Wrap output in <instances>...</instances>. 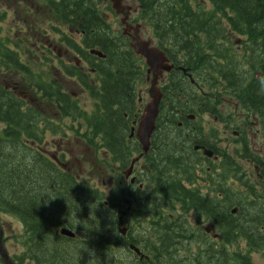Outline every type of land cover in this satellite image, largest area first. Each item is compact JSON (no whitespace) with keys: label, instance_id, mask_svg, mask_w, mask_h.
<instances>
[{"label":"trees","instance_id":"16d2710c","mask_svg":"<svg viewBox=\"0 0 264 264\" xmlns=\"http://www.w3.org/2000/svg\"><path fill=\"white\" fill-rule=\"evenodd\" d=\"M210 1L212 9H207L200 0H195L194 7L189 0H139L143 7L142 14L149 16L158 35L160 48L175 67L186 70V74L178 69L173 70L163 83L164 99L151 150L145 156L149 168L142 170L148 177L144 189L125 185L121 173L130 165L132 157L141 151L138 141L130 138V131L143 105L139 95L140 84L145 81L143 62L128 47V39L113 30L97 13L92 0L47 2L63 22L81 28L80 34L76 33L67 41L72 44V52L87 60L90 67L96 70L98 90L90 89L88 75L79 72L74 64L68 71L71 79L90 89L96 102V113H88L79 107V103L58 81L36 75L33 82L29 79L32 72H26L25 66L0 63V70L6 73L23 72V75H27L24 82L35 88L36 97L40 96L45 104H51L62 115H69L70 110L72 121L85 124L87 132L82 137L86 142L108 152L117 166L113 175L115 185L106 194L103 189L80 179L70 167L68 171L63 170L33 145L23 144L22 137L27 136L28 140L34 141L41 136L43 129L36 121L40 115L36 117V108H24L21 98L0 87V121L7 125L0 134V159L3 160H0V177L7 178L6 182L0 184V213H8L22 221L20 243L23 251L13 255L17 264H66L69 260L77 264L88 254L85 250L92 247L102 250V254L93 252L100 264H254L252 253H260L264 259L261 160L250 153L256 159V164H251L247 169L240 164L243 156L249 153V140L242 133V122L227 119L229 112L225 114L221 110L217 95L227 93L236 102L240 101L239 112H243V107H261L260 111L248 114L256 113L264 118V56L256 53H264V0ZM222 18L228 20L234 31L247 35L249 42L246 48L251 50V54L243 58L238 56L237 51L231 50L229 58L233 59L225 57V66L222 67L227 71L218 70L217 76H221L219 80L207 74L205 91L209 95L199 94L193 91L189 75L204 73L200 72L204 60L213 59L209 53L223 51L225 42L233 46V37H239L234 32L225 33ZM201 33L205 36L202 37ZM223 37L230 40L226 41ZM2 43L4 41L0 36V59H13L15 52L4 51ZM92 49L99 50L106 58L92 55L89 51ZM204 49L207 53L202 54ZM197 55L201 58H196ZM117 59L119 63L114 64L113 61ZM247 65L252 73L260 72L263 77L256 79L252 73L249 76V70L242 67ZM242 74H246L243 81ZM248 76L250 79H246ZM211 96L217 98L213 100ZM197 109L202 111L200 116L203 112L217 115L218 122L225 129L240 130L241 133L238 138L231 139L234 142L229 141L230 151L221 153L232 160L233 167L227 168L225 159L221 171L216 173L207 159L208 164L201 171L210 167L212 173L206 172L201 178L196 168L200 169L199 159H204L193 150L194 145L206 144L220 151L215 147L217 143L214 139L218 143L221 139L213 121L210 123L214 127L210 124L209 130L214 139L203 137ZM186 114H195L198 118L196 121L189 120ZM237 115L241 116L231 111L229 116ZM239 142L247 152L240 148ZM8 146L13 150H6ZM19 159L29 168L18 164ZM261 159L264 163V159ZM169 172L174 174L173 182L166 181ZM48 173L50 177L46 175ZM120 177L123 178L121 182L118 180ZM21 181L22 190L17 193L12 188L17 183L21 185ZM222 181L224 186L221 192L217 184ZM35 189L39 195L32 192ZM129 196L136 208L130 213L132 227L122 235L118 224L122 218L121 208L125 207V199ZM202 210L210 214H203ZM240 213L243 215L239 216ZM195 217L216 225L225 241L216 243L202 229L194 231L192 223ZM238 218L245 221L241 224H245L246 232L243 235L233 232L235 238L227 241L223 226L226 222L231 226L240 223ZM64 226L78 235L70 238L59 234V229ZM154 230L158 235L153 233ZM237 237L240 238L239 244ZM131 244L149 253L150 261H145L143 257L140 259V254L136 256ZM193 244L197 246L196 251L192 250ZM209 253H213L214 257L211 258Z\"/></svg>","mask_w":264,"mask_h":264},{"label":"rangeland","instance_id":"374dc122","mask_svg":"<svg viewBox=\"0 0 264 264\" xmlns=\"http://www.w3.org/2000/svg\"><path fill=\"white\" fill-rule=\"evenodd\" d=\"M4 4H5L4 5L5 8L8 11L7 17L5 20V24H6V26L10 27L11 30H6L7 28L6 29L2 28V33L7 38H9L11 42H14V43L15 42L16 43L17 42H28L29 43L27 46L23 47L22 51H21V49H17V50L21 54L22 59H25L27 61L29 68L31 69L32 76L29 78L31 81L34 82V77L38 74H42V69L45 67H48V66L47 65H44L45 67L37 66L38 65L37 58L34 55L37 52L34 50V47L31 44L32 42H34V40L31 36L26 37L25 35L20 36V34H19L18 38L22 39V41L21 40L16 41L17 38L15 36L6 34L7 31H14V30L19 31V32L21 31V32H23V34H25V29L19 28V25H21L20 23L31 24L33 31L36 29L42 30L45 34H48L47 36L50 37V55L54 56V58H58V60L55 59L54 63H50V66H52V67H50V75L49 76L44 75V77H47L49 79L59 78V76L53 74L52 69H53V66L56 67V69H57V67L61 68L58 65L61 62L67 63V64H69V66H72L76 62H79V59H80L79 56H77L70 49H69V56H67L65 54V52L67 50L63 46V41H62L63 37L71 36L73 34V29L70 26H68L66 23H64L48 7L47 3L44 0H32L30 3L26 4V10L31 11V13L23 11L24 7H25V2L21 5H15L14 3H9V1H6ZM96 7L98 8V10H96L97 13L99 15H101L103 17V19L106 18L107 20H109L111 22H115V26L113 27V30L120 31V32L122 31L121 24L118 22L119 19L118 18L116 20L114 19L115 16L109 10H107L105 3H96ZM133 8H134V10H137V6L135 4H133ZM133 16L135 17L136 21L141 22L140 24L142 25V37L144 39H151V40H153V42H156L157 40L153 36L151 29L147 26V24L145 22L138 19V11H135L133 13ZM227 32H235V31L233 30V28H231V29H228ZM240 35H242V34H240ZM223 39L226 40L225 37H223ZM37 41H38V39H36L35 42H37ZM248 42H249V40H244L241 37L235 36L231 42L233 44V46H230V44H229V45H225L223 47L224 48L223 51H218V52L211 51L209 54L212 56L213 59L207 58L208 61L204 62L205 63L204 67L200 70V72H204V73H202V74L199 73V76H198V74L190 75V78H191L190 79V85L193 87V91L197 93L198 89L204 85L205 80L208 77V76H206L207 74L212 75V78H215L218 80L221 79V76H217L218 70L224 69V72L227 71V69L222 68V67L225 66V64H224V62H225L224 58L225 57H226V59H233V58H229L232 55L231 50L237 51L238 56L240 57V55H241V57H243V58H245L246 54H248V55L251 54V50L250 49L247 50V48H246L248 45ZM235 44H237V45H235ZM195 49H197V48H195ZM205 53H207V52L204 49L202 54H205ZM256 53L262 54L261 56H264V53H262V52H256ZM248 57H250V56H248ZM85 72H86V75H88V77H89L88 80H89L90 85H91L90 89H93V90L97 89L98 90L97 75L93 72L92 68L90 66H88L87 68H85ZM248 73H249V76H251L250 71H248ZM0 74H4L2 76V79L5 81H8L9 84L11 85L10 88H13L15 80H11V77L9 76V74H5L3 71H1ZM254 75H256V79L263 77V75L260 72L255 73ZM249 76L246 79H250ZM263 84H264V80H263ZM66 86L68 87L69 95L74 100L79 102L81 108L86 110L88 113H96V111H97L96 102H95V99L91 96L89 88H88V90L87 89L82 90L79 86L75 85V83L71 80H69L68 83H66ZM146 88H148V86H145V87L143 86L139 90V93L142 96L141 101L144 102V104L149 100L147 92H146ZM27 102L29 103V101H27ZM35 105L38 106V110L36 112V117H38L41 114L43 116L42 118L40 116L39 120L46 118V117H50V119H48V118H46V119L50 120L53 124L59 122L60 117H61L60 116L61 114L59 113L60 111H58L51 104L50 105L45 104V102L40 99V96L35 99ZM197 112L201 113L202 111L197 109ZM234 113L238 114L237 112H234ZM241 115H243V114H241ZM259 117H260V115H259ZM70 119H71L70 120V122H71L73 118L71 117ZM196 119H194L193 121H196ZM257 119H258V117H255L253 119V121L256 120L253 127L248 124L245 126V129H247L249 132L247 134V138L249 140V143L251 145H255V147L258 148L259 151L261 153H263V156H264V150H262L261 147H259L260 140L258 139V137L256 135L259 132V129H261V128H259V126H257ZM63 120L66 121V119H63ZM36 121H38V120L36 119ZM72 122L75 124L73 129L78 130V133L75 131L69 130V135L66 136V138L64 140H61L58 136H55V134H52L49 131H47L46 136L48 134L52 135V141L54 142V143H51V146L48 145L47 148L44 145V147L47 150V155H50V152L55 153L57 151V147L55 144L61 145L63 143L62 145H68L67 150L70 151L71 155L68 158L67 162H69L68 164H69L71 170L74 171V173L76 175H78L80 177V179L86 181L89 185L97 186V187L103 189L106 194H109V189L111 187H114V185H115V180H114L113 175H114V169L116 170L115 164H113V162L111 161L110 154L107 153L106 151L101 150L100 148H95L96 147L95 144L89 145L86 142V140L82 137V134L87 132V129H86V126L84 123H77L74 121H72ZM213 124L216 128H218L219 124L217 121H213ZM5 126H7V125L6 124L4 125V122L0 121V134L3 132V129L5 128ZM40 127L42 128L43 126L41 125ZM209 128H210V126H209ZM197 136H199V134L196 135L195 137H197ZM25 137H27V136H25ZM25 137H22L23 144L25 143V141H24ZM215 142L217 143V145L214 144L215 147H217L221 151H223L227 146V144H224L222 147L219 145L217 140H215ZM209 145H210V142H209ZM5 149L6 150H13V148L11 146H8V148H5ZM178 156H179V154L177 155V157ZM210 156L212 157V154H210ZM136 158H137V155H134L132 160H131V164H132V161L135 160ZM1 161H3V160H1ZM30 162H32V161H30ZM17 163L18 164L22 163L25 167L29 168L28 164H24L22 159L21 160L19 159V162H17ZM198 163L199 164L202 163L203 165H207L208 160L206 159V160L201 161L199 159ZM220 163H221V161L215 160V166H218ZM240 164L245 165V162L243 160H240ZM140 165H142L141 161H135L134 162V164H133L134 173L129 178L130 181H133V184L135 185L136 189L142 188L145 184V181L142 178V175H140L138 172L139 167H142ZM0 168L2 169L1 163H0ZM186 169H187V171H189V167H187ZM214 169H213V171L214 172L216 171V173L219 172V170H220V169H215V170ZM24 174L27 175V172L25 171ZM46 175H48L50 177L49 173ZM172 177H174V174L169 172V179L166 178V181L167 182L172 181L173 180ZM1 178H3V181H1ZM118 180L121 182V180H123V178L120 177V178H118ZM262 180L264 181V179H262ZM6 181H7V178L0 177V184L4 183ZM223 181L220 182V184H217V186L219 187L221 192H222V188L224 186ZM22 183H23V181H21V185H19V183H17V185H15L14 188H12V189L17 191V193H19L22 190ZM32 192H34L35 195H39V192L36 189L33 190ZM177 199H179V197H177ZM107 200L105 202H107ZM127 200L129 203L131 200V197L130 196L126 197L125 203ZM131 202H132V210L127 209L126 205H125V207L121 208L122 218L119 219L120 222L118 224V228H119L120 232H122L123 230H125L124 232H127L132 227L130 213L136 208V204L134 201H131ZM234 210H236V209H234ZM254 210H255V208H254ZM100 216H102V214ZM0 219L2 222L3 229H4L5 245L9 251V253L12 256L15 254H20L23 251V248H22L21 243H20V239H21V236L23 234L22 223L17 218L10 217V216L4 215V214H0ZM119 220H117V222ZM238 221L240 223L245 222L241 218H238ZM210 223H209V221L203 222L201 220H197V218L195 217V219L192 223V229L194 231H197L198 229H202L203 231H205V228L209 227L215 231L214 234H217L219 229L217 228V226L213 227ZM237 244H239V242H237ZM130 246L132 248L137 247L136 244H131ZM192 250L193 251L197 250V246L195 244H193ZM85 251L88 252V254H86L83 259H79V263H77V264H92V262L89 261V259L94 258L93 252L97 253V254H102V250L99 248H95V247L90 248V250L86 249ZM178 251H179V249H177L176 252H178ZM218 251H220V250H218ZM141 253L145 254L143 251H141ZM135 255L138 256V254H135ZM209 255H211V258L214 257L213 253H211V254L209 253ZM95 258H97V256ZM252 258H253L254 264H264V259L260 253L253 254ZM0 264H2V263L0 262ZM66 264H75V263H71V260H69L68 262H66ZM112 264H115V263H112Z\"/></svg>","mask_w":264,"mask_h":264},{"label":"flooded vegetation","instance_id":"af4514ba","mask_svg":"<svg viewBox=\"0 0 264 264\" xmlns=\"http://www.w3.org/2000/svg\"><path fill=\"white\" fill-rule=\"evenodd\" d=\"M6 1H9V3H14L15 5H21L25 2V7H24V12H29L31 13V11H27L26 10V4L30 3L32 0H0V20H1V23H2V27H1V33H2V28H7L6 30H11L10 27L6 26L5 24V20H6V17H7V9L5 8V2ZM47 5H48V2L47 0H44ZM93 2H97V3H105L106 7H107V10H109L115 17L114 19L116 20L117 18L119 19L118 22L121 24V18H122V15L118 14L116 12V10L113 8L112 6V3L110 0H92ZM203 2L206 1V0H202ZM124 4L126 5H130L132 7V10H131V14H130V18H129V22L133 25H137L138 23H141L139 21H136L135 20V17L133 16V13L135 11H138V19L145 22L147 24V26L151 29L152 31V34L153 36L155 37V39L157 40V44L158 45V35L155 34V31H154V27H153V24L151 23V20L149 19V16L148 15H144L142 14V11H143V7H142V4L139 2V0H124L123 1ZM133 4H135L137 6V10H134L133 8ZM48 7L50 8V5H48ZM102 17V16H101ZM103 18V17H102ZM32 22V21H31ZM111 23H114L115 22H111ZM21 25H19V28L20 29H25V34H23V32H19V31H7L6 34H9V35H13L15 36L17 39L16 41H22V39H19L18 36L20 34L21 35H25L26 37L27 36H31L34 40V42H32V46L34 47V50L37 52L35 55V57L37 58V62H38V65L37 66H42V67H45L44 65H47L48 67H45L42 69V74L41 76L44 77V75H47L49 76L50 75V63H54L55 62V59L58 60V58H54V56L50 55V37L47 36L48 34H45L42 30H39V29H36L33 31L32 27H31V24H23V23H20ZM121 27H122V30H123V25L121 24ZM164 27V26H163ZM162 29V27H161ZM76 33H81V28H75L73 29ZM141 32H142V28H141ZM122 33V31H121ZM201 36H205L204 33H201ZM1 37L4 41V43L1 44V47L4 51H6V49L8 50H11L13 52H15V56L13 59H9L7 60L6 58H2L0 59V63H8V64H15V65H18V66H25L27 69H25L26 72H31V69L29 68V65L27 63V61L25 59H22V56L21 54L19 53V51L17 49H23V47L27 46L29 43L28 42H11L9 38H7L3 33L1 34ZM235 37V36H234ZM233 37V38H234ZM127 38V37H126ZM36 39H38L37 42ZM63 41V46L66 48V52L65 54L67 56H69V44L68 42H65L64 40ZM159 46V45H158ZM209 49V48H208ZM79 62H76L77 66L76 68L79 70V72H81L83 75L86 74L85 72V68H87L88 66H90V63L85 60V59H82L81 57H79ZM196 58L200 59L201 56L200 55H197ZM119 59H117L116 61H113L114 64H118ZM206 61V59L204 60V62ZM61 68H58L56 69V67L53 66V69H52V72L54 75H57L59 76V78H52V80H57V81H63L64 83H68L69 81V64L67 63H64V62H61L58 64ZM34 66V65H33ZM175 69H178L180 70L181 68H177L175 67ZM93 72H96L95 69H93ZM19 73V77H16L15 78V82H14V86L13 88H10L11 85H8V84H5L6 88L9 89L11 91V93H13L15 96L19 97L22 99V102H23V105H24V108L28 107V106H31V107H34L38 110V106L35 105V100L33 99V96H34V92L31 91L30 87H28L25 83H24V80L28 77L27 75H23L24 73L23 72H18ZM17 73V74H18ZM244 77H246V74H242L241 76V80L243 81L244 80ZM165 77H163V80L161 81L160 85L162 86L164 81H165ZM242 81H241V84H242ZM1 82V81H0ZM77 86H79L82 90H85L84 86L81 84V83H76ZM146 86V82H145V85L144 87ZM63 88L64 90L69 94V91H68V87L65 86V84L63 85ZM29 101V103L27 102ZM79 103V102H78ZM79 107L80 104H79ZM261 110V107H257V106H251L250 108L248 107H243L242 108V111L243 112H246L247 114H243L241 115L240 117H227V119H238L240 122H242L241 126H242V133L244 134L245 137H247V134L249 133L247 129L244 128V126L246 125H250L253 127L255 121H253V119L255 117H258L256 115V113H253V114H248V112H255V111H260ZM60 113V112H59ZM61 114V113H60ZM199 115L200 117V128H201V133L203 135V137H209L212 135L211 131L209 130L208 126H209V122L208 120L205 118V117H202L200 116L199 113H196ZM194 117L196 118L197 116L195 114H193ZM41 118L43 117L42 114L40 115ZM60 120L59 122L53 124L50 120V117H46V118H43L41 120H38V125H42L43 127H45V131L47 130H53V129H56L57 128V133L55 134V136H58L61 140H64L66 138V136L69 135V128H71V125L72 124V121L70 122V118H71V115H70V110H69V115L67 114H61L60 115ZM186 116H188V114H186ZM63 119H66L63 120ZM56 128H55V127ZM257 126H259V132L256 134L258 139L260 140V143H259V147H261L262 150H264V118L263 116L261 115L260 117H258L257 119ZM6 127V126H5ZM72 131H75L78 133V130L76 129H71ZM219 132V135H222L226 140H231L232 138H236L238 136H240V130L239 131H236V130H227V129H224L223 126L221 125L220 128L218 129L217 133ZM45 141V146H48V145H51V143H54L52 141V135L48 134L47 136L44 137L43 139ZM242 144V142H239ZM63 144V143H62ZM57 145V151H58V154H63V155H70V151L67 150V147L68 145ZM261 155L259 154H256L257 158L259 160H261V164L259 166V169L260 170V176L262 179H264V163L261 159V157L264 159V156H263V153L260 152ZM50 156L52 157H55L54 154H50ZM261 156V157H260ZM226 158L224 156H221L219 161H221V163L218 165V166H215V169H220V167L222 166V162L225 160ZM205 160V159H204ZM243 160H245L246 162L252 164V165H255L256 164V159L250 154V153H246L244 156H243ZM203 164L201 163L200 164V169L199 170H202L203 168ZM225 166L228 168L229 166L233 167V163H232V160H228L226 159L225 161ZM218 178H221V177H218ZM126 181V180H125ZM126 184L128 186L132 185L130 184L129 182L126 181ZM228 185H229V182H228ZM236 185H237V182H236ZM245 206H247V203L245 202L244 203ZM203 214H210L209 211L207 210H202L201 211ZM237 211H235L234 214H236ZM243 213H240V215H242ZM204 217V216H203ZM213 227H216V225H214L213 223H211ZM223 229L225 231V233H227V241H231L233 240L235 237H234V233L233 232H237L238 234L240 235H243L245 234L246 232V229H245V224H241V223H237L236 225L234 226H231V223L229 222H226L223 226ZM229 230V231H228ZM214 230L213 229H210V232L208 233V229H205L204 231V234H206V236L213 240L214 242L216 243H222L224 240V236L221 234L220 231H218L217 234H214ZM153 233L155 235H158L157 231H153ZM237 242H240V238L237 237ZM235 246H233L234 248ZM253 254H258V253H252L251 256H253ZM262 256V255H261ZM142 259V258H140ZM238 259H242L241 257H238ZM253 259V258H252ZM144 260L149 262L150 261V255L149 253H146V255L144 256Z\"/></svg>","mask_w":264,"mask_h":264},{"label":"water","instance_id":"95a60500","mask_svg":"<svg viewBox=\"0 0 264 264\" xmlns=\"http://www.w3.org/2000/svg\"><path fill=\"white\" fill-rule=\"evenodd\" d=\"M113 8L116 12L122 15L121 24L123 25L122 34L129 39V48L133 54L140 57L146 68L145 81L143 82L148 88L146 92L149 100L139 110L140 115L138 120L133 122L130 137H135L140 146L141 152L135 160L132 161L131 166L125 172L126 178L128 179L134 169V162L140 161L142 157L146 156L151 149L152 135L156 129V120L160 114V105L164 98V92L160 86L161 81L165 74L171 72L174 69V65L170 62L166 53L158 48L149 39L142 37L141 28L142 25L138 23L133 25L129 22L132 7L123 3L124 0H110ZM91 53L104 56L102 52L95 49L91 50ZM142 99V97H140ZM140 99V102H142ZM193 119V117H190ZM206 154L210 155L211 151H206ZM65 168V165H63ZM133 183V181H131ZM128 203V200L126 201ZM127 209H130L128 207ZM123 230L122 232H124ZM60 234L74 238L75 232L70 228L64 226L60 229ZM137 250V249H136ZM138 251V250H137ZM0 260L2 264H17L12 256L10 255L5 242H4V230L0 219Z\"/></svg>","mask_w":264,"mask_h":264},{"label":"clouds","instance_id":"9594fccd","mask_svg":"<svg viewBox=\"0 0 264 264\" xmlns=\"http://www.w3.org/2000/svg\"><path fill=\"white\" fill-rule=\"evenodd\" d=\"M29 163H30V161H28ZM89 261H91L92 262V264H100V261H99V259L98 258H92V259H89ZM88 261V262H89Z\"/></svg>","mask_w":264,"mask_h":264},{"label":"bare ground","instance_id":"6f19581e","mask_svg":"<svg viewBox=\"0 0 264 264\" xmlns=\"http://www.w3.org/2000/svg\"><path fill=\"white\" fill-rule=\"evenodd\" d=\"M184 175V174H183ZM173 182V181H172ZM176 182V181H175ZM194 197V196H193ZM188 200V199H187ZM186 201V200H185ZM189 201V200H188ZM186 203V202H185ZM189 203V202H188ZM109 207V206H108ZM243 215V214H242ZM229 231V230H228ZM236 232V231H235ZM249 235V234H248ZM251 236V235H250ZM130 243V242H129ZM167 251V250H166ZM202 254V253H201ZM172 256V255H171ZM174 258V257H173ZM159 261H161V260H159ZM158 261V262H159ZM177 262V261H176Z\"/></svg>","mask_w":264,"mask_h":264}]
</instances>
